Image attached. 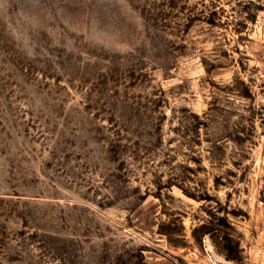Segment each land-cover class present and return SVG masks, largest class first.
I'll return each mask as SVG.
<instances>
[{"label":"rangeland","instance_id":"1","mask_svg":"<svg viewBox=\"0 0 264 264\" xmlns=\"http://www.w3.org/2000/svg\"><path fill=\"white\" fill-rule=\"evenodd\" d=\"M0 264H264V0H0Z\"/></svg>","mask_w":264,"mask_h":264}]
</instances>
